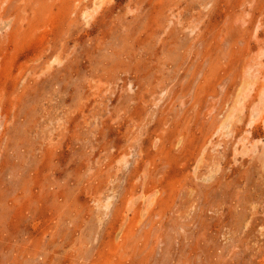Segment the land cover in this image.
Returning a JSON list of instances; mask_svg holds the SVG:
<instances>
[{
	"label": "rangeland",
	"instance_id": "rangeland-1",
	"mask_svg": "<svg viewBox=\"0 0 264 264\" xmlns=\"http://www.w3.org/2000/svg\"><path fill=\"white\" fill-rule=\"evenodd\" d=\"M0 264H264V0H0Z\"/></svg>",
	"mask_w": 264,
	"mask_h": 264
}]
</instances>
